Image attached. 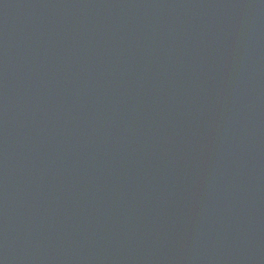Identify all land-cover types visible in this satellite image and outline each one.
I'll use <instances>...</instances> for the list:
<instances>
[{
	"label": "water",
	"instance_id": "95a60500",
	"mask_svg": "<svg viewBox=\"0 0 264 264\" xmlns=\"http://www.w3.org/2000/svg\"><path fill=\"white\" fill-rule=\"evenodd\" d=\"M0 264H264V0H0Z\"/></svg>",
	"mask_w": 264,
	"mask_h": 264
}]
</instances>
